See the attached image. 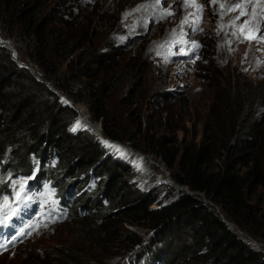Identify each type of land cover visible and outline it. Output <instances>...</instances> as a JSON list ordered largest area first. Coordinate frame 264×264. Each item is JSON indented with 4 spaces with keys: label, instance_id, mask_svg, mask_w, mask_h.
Returning a JSON list of instances; mask_svg holds the SVG:
<instances>
[{
    "label": "trees",
    "instance_id": "1",
    "mask_svg": "<svg viewBox=\"0 0 264 264\" xmlns=\"http://www.w3.org/2000/svg\"><path fill=\"white\" fill-rule=\"evenodd\" d=\"M48 4L0 0V42L14 50L0 45V197L33 178L51 188L60 209L90 235L118 231V219L142 264H264V247L248 238L264 243V84H239L223 101L224 116L207 122L196 144L140 126L134 138H122L107 124L118 64L110 66L112 55L71 35ZM50 85L101 122L105 137L146 155L140 160L152 167L149 159L159 163L195 194L169 182L163 190L137 188L131 162L138 156L107 151L104 139ZM78 122L83 126L72 130ZM124 224L147 237L131 236ZM13 230L0 226L6 240ZM65 256L63 264H76Z\"/></svg>",
    "mask_w": 264,
    "mask_h": 264
},
{
    "label": "rangeland",
    "instance_id": "2",
    "mask_svg": "<svg viewBox=\"0 0 264 264\" xmlns=\"http://www.w3.org/2000/svg\"><path fill=\"white\" fill-rule=\"evenodd\" d=\"M65 1L48 0V8L58 12L71 35L82 39L89 49L112 55L110 66L118 64L113 68L118 87L108 101L107 124L122 138H134L140 126L156 136H171L178 144H196L207 122L224 116L223 101L239 84H264V0H195L189 7L185 0ZM237 4L242 8L231 10ZM241 10L247 14L241 16ZM169 12L173 15H166ZM201 16L198 27L203 31H193ZM185 17L189 23H182ZM241 28L244 36L256 38L244 39ZM193 41L200 47L193 49ZM135 74L142 80H133ZM80 118L95 134L94 128L102 126L89 116L92 125ZM100 131L102 134V127ZM113 146L106 143L105 148L138 156L132 147L133 151ZM138 158L131 162L137 188L154 189L168 182L159 167L140 160V155ZM20 185L8 193V208L2 207L0 197V226L13 224L12 236L18 237L3 242L0 264H63L68 260L65 255L76 264L143 263L136 261L138 247L123 240L118 219L115 233L90 235L81 223L68 218L66 209H60L51 188L33 178L23 188ZM258 197L257 193L253 199ZM123 227L131 236L148 235L141 228ZM21 231L23 235H19ZM55 250L63 255L57 258Z\"/></svg>",
    "mask_w": 264,
    "mask_h": 264
},
{
    "label": "water",
    "instance_id": "3",
    "mask_svg": "<svg viewBox=\"0 0 264 264\" xmlns=\"http://www.w3.org/2000/svg\"><path fill=\"white\" fill-rule=\"evenodd\" d=\"M0 45H1V46H6V47H8V48L11 49L12 53L14 52L13 48H12L7 42H0ZM13 59H14L16 62H18L21 66H25V67L31 69L33 74L35 73L34 69H33L31 66H29V65H27V64H25V63H23V62H20V61L17 60L15 57H13ZM36 77L38 78L39 81L44 82L45 84H48L47 82L43 81V79H42L38 74H36ZM50 87L52 88V90H53L55 93L59 94L63 99H65L69 104H71V105L73 106V108L76 109V111L79 113V116L81 117V114H80V111H79V109H78V107H77V104H75L74 101H73L72 99H69L64 93H61L59 90H57V89L54 88L53 86L50 85ZM82 118H83L84 120H86V121L88 122V124L92 125V123H91L86 117H82ZM101 127H102V126H100L99 130H101ZM94 130H95L96 134H98L100 137H102L106 142H109V143H111V144H120L123 148H126V149H128V150H132L131 147H128V146L122 144V143L119 142V141L111 140V139H109L108 137L103 136V135H102L97 129L94 128ZM132 151H133V150H132ZM135 153H136L138 156L140 155L141 157H146V155H143V154L141 155L140 153H137V152H135ZM151 162L154 163L155 166H157V167L160 168V170L164 173L165 178H166V180H167L168 182H171L172 184H174V185H175L176 187H178V188H181V189L186 190V191H187L188 193H190V194H195L194 192L190 191L188 188H185L184 186H179L178 184H176V183L171 179V177H170L168 171H167L162 165H160L159 163H157V162H155V161H151ZM201 196L203 197V199H205V196H204L203 194H201ZM215 208H216L217 211L219 212V208L216 207V206H215ZM221 216H222V215H221ZM222 217H223V216H222ZM227 223L230 224V225H232L233 227L237 228V226H236L234 223H232V222H227ZM237 229H238V228H237ZM238 231H239L240 233L243 234V232L240 231L239 229H238ZM244 234L247 235L246 233H244ZM248 237H249V236H248ZM249 238H250L251 240H253V242H254L255 244H259L260 246L264 247L263 244L258 243L257 241H255V240H254L253 238H251V237H249Z\"/></svg>",
    "mask_w": 264,
    "mask_h": 264
},
{
    "label": "snow or ice",
    "instance_id": "4",
    "mask_svg": "<svg viewBox=\"0 0 264 264\" xmlns=\"http://www.w3.org/2000/svg\"><path fill=\"white\" fill-rule=\"evenodd\" d=\"M212 2L213 3H215L216 2V0H212ZM245 2L247 3V2H251V0H245ZM157 3H159V0H157ZM194 3H195V0H185V7H189V6H193L194 5ZM221 8H223V5H221ZM237 8H242V5L241 4H237V5H235V6H233V8L231 9V10H236ZM247 13L246 12H244L243 10H241V12H240V15L241 16H244V15H246ZM166 15H173V13H171V12H169V13H166ZM190 16L192 15V14H189ZM253 15H255V12L253 13ZM200 19H202V16L201 17H198L197 18V20H196V27H193V31H203V29H200L199 27H198V25H199V21H200ZM237 19H239V17H237ZM190 21H189V17H185V20L182 22V23H189ZM245 24H247V21L245 22ZM235 34V33H234ZM241 36H244V34H243V28H241ZM256 37L255 36H251V37H249V36H244V39H255ZM262 39H264V37H261ZM183 42V41H182ZM167 43V42H166ZM192 47H193V49H195V48H198V47H200V45L198 44V43H196L195 41H193L192 42ZM185 54H187V53H185ZM198 58V57H197ZM194 62V61H193ZM80 125H79V122H78V124H77V127H79ZM74 131H75V129H73ZM105 143H107V142H105ZM113 147H117V146H113ZM9 179H11V177H9ZM2 182H4V181H0V183H2ZM21 186V188H23L24 187V185L23 184H21L20 185ZM16 196H17V199H19V192H17V194H16ZM2 207L3 208H8L9 207V200H8V197H3V205H2ZM14 211V210H13ZM53 222H55V221H53ZM31 227V226H30ZM44 227H47V224H45L44 225ZM24 234V232L23 231H21L20 233H19V235H23ZM18 237H17V235H14V236H12L11 238H9V242H11V241H14L15 239H17ZM4 245H3V243L2 242H0V247H3Z\"/></svg>",
    "mask_w": 264,
    "mask_h": 264
},
{
    "label": "bare ground",
    "instance_id": "5",
    "mask_svg": "<svg viewBox=\"0 0 264 264\" xmlns=\"http://www.w3.org/2000/svg\"><path fill=\"white\" fill-rule=\"evenodd\" d=\"M77 107H78V109H79V111H80V114H81V117H88L87 115H86V113H85V111H84V109L81 107V106H78L77 105ZM99 132H101L100 130H99V128H96ZM102 135H103V133H102ZM104 136V135H103ZM102 138V137H101ZM105 141V140H104ZM106 142V141H105ZM107 143H109V142H107ZM106 144V143H105ZM115 146H117V148H123L120 144H115ZM12 226H13V228L14 229H16V226H14L13 224H11ZM249 238V237H248ZM250 239V238H249ZM250 241L252 242V243H254L253 242V240H251L250 239ZM255 244V243H254Z\"/></svg>",
    "mask_w": 264,
    "mask_h": 264
}]
</instances>
